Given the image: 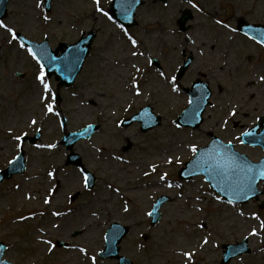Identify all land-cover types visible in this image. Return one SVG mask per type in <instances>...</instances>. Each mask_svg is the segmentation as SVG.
I'll use <instances>...</instances> for the list:
<instances>
[{"label": "rangeland", "instance_id": "rangeland-1", "mask_svg": "<svg viewBox=\"0 0 264 264\" xmlns=\"http://www.w3.org/2000/svg\"><path fill=\"white\" fill-rule=\"evenodd\" d=\"M112 1L52 0L47 13L43 0H11L8 17L0 21L8 26L0 27V169L21 146L28 159L26 173L0 190L5 257L17 264H117L98 252L105 231L119 222L130 227L121 253L135 264H221L220 245L244 238L251 253L227 264H264V196L244 205L220 204L204 178L177 177L180 165L195 155L192 148L207 145L211 133L254 161L264 156L240 140L264 115V46L237 29L239 18L264 25V0H145L137 26L127 29L110 18ZM186 10L193 18L182 31L178 19ZM8 29L32 41L48 37L52 47L91 30L97 38L75 85L58 89L57 81L44 76L45 91L37 78L40 64ZM190 56L191 66L178 77ZM198 79L210 85L212 105L199 129L180 128L175 120L189 105L186 88ZM143 105L153 107L159 126L143 132L140 123L121 125ZM88 124L100 128L74 150L97 177L91 192L79 168L65 165L69 151L60 143L64 132ZM38 130V144L23 143L24 135ZM135 160L144 163L141 169ZM149 180L161 184L144 187ZM162 194L171 199L152 226L148 212ZM28 212L38 214L29 219Z\"/></svg>", "mask_w": 264, "mask_h": 264}, {"label": "water", "instance_id": "water-1", "mask_svg": "<svg viewBox=\"0 0 264 264\" xmlns=\"http://www.w3.org/2000/svg\"><path fill=\"white\" fill-rule=\"evenodd\" d=\"M9 1L10 0H0V19L5 18L7 16V4ZM50 2V0H46V6L48 10L50 9ZM142 2L143 0H129L128 3H126L125 0H115L113 2L111 12L114 17L123 25L133 26L137 23L135 20L137 7L142 4ZM191 17L192 16L190 13L182 16L179 21L182 29L186 28L185 23ZM257 28L260 27L249 25L244 21V19H240L239 21V29L247 34L255 35L252 30ZM95 36L96 33L90 32L86 37H82L77 43L71 45L63 43L60 44L59 47L54 50L49 48L48 40H45L43 44L33 43L24 38H22V40L27 45H29L39 57L43 56L41 60L44 62L49 76L55 75L56 79L60 80L62 85L69 86L74 83L75 77L81 71L83 63L90 52L91 45ZM60 51L62 52L61 55H59ZM189 64L190 60L183 66L181 74L184 73L185 69L188 67ZM188 93L191 96L192 104L190 108L179 117L178 122L181 125L196 127L202 121V113L205 109L206 104L208 103V99L211 96V90L208 85L198 82L193 85L192 90H188ZM142 115L143 114L138 115L135 119L133 118L129 122L136 119L140 121L143 120L141 117ZM147 119L151 120L150 118ZM156 124L157 120H153L148 123L145 122L144 129H147ZM260 127H262V129L259 133H257V130ZM93 129L94 127H90L88 130L72 134V143L84 137L85 135L90 134ZM243 139L246 143H251L253 145H262L264 147V118L261 123L254 128V130L246 133L243 136ZM222 151H226L228 154L233 155L241 165H247L250 168V171L247 172V174H240L238 180H235L232 176L231 179L228 180L230 184L234 185V191L229 190L218 181L217 177L215 176L216 173L211 167V164L218 163L228 168V166L226 165L227 162L214 158L215 156H220L222 154ZM209 158L211 159L207 160ZM17 162L23 163L21 157L18 158L16 163ZM261 172H264V160L260 164H250L246 157L233 152L232 145H224L217 138H214L213 143L209 147L199 150L197 157L191 163L188 164V169L185 171V174L186 176L204 174L206 175L207 179L212 183V185L217 190L222 192L225 197L233 198L234 194L238 190L247 188L244 187V184H246L249 179L252 184V189L255 190V187L258 182L262 179L264 180V175H261ZM5 173L7 172H4V174ZM181 175L183 176V173H181ZM235 181H240L241 183L237 185L234 183ZM257 194V192H252L250 195L246 194L244 199L248 200L250 197H256ZM158 216L159 215L157 214V218ZM121 237L122 234L118 235L116 239L113 240L109 238L108 246L111 247V249L114 251V255L117 254L116 243L120 240ZM243 249L244 248H239L235 253H232L231 256L238 254ZM1 257L2 251H0V261ZM120 261L123 264L125 259L120 258ZM3 264L11 263L3 262Z\"/></svg>", "mask_w": 264, "mask_h": 264}, {"label": "snow or ice", "instance_id": "snow-or-ice-1", "mask_svg": "<svg viewBox=\"0 0 264 264\" xmlns=\"http://www.w3.org/2000/svg\"><path fill=\"white\" fill-rule=\"evenodd\" d=\"M96 3H97V5H99L100 0H96ZM101 11H102V9H101ZM45 19H47V17H45ZM0 27L8 28L7 25H4L2 23H0ZM8 31L11 32V35H12V39L13 40L17 39V34L15 33V31H13L12 29H8ZM131 43H132L133 47H136L137 46V42L134 39H131ZM23 46L24 45L21 44V47H23ZM28 52L33 56V58L37 59L38 63L43 58V56L37 57L36 53L32 52V49L31 48L28 49ZM136 54L137 53H135V52L133 53V55H136ZM140 54L142 55V53H140ZM137 71H139V69H137ZM161 75H163V73H161ZM44 76H45V74H44V70H43V64H41L40 65V75L37 78L41 81V83L44 84V89H45V91H47L49 89V85L46 84V83H44ZM260 79L261 80H264V76H261ZM133 86L137 90V95H139V91H138V87L139 86L136 85L135 83H134ZM47 108H48V111L49 112L53 111V108H52L51 105H48ZM232 114L235 115V112H233ZM32 123L35 124L36 121L33 120ZM15 139L17 141H19L20 140V136H16ZM48 147L49 148H53V147H55V145H48ZM192 151L193 152H196V148L193 147L192 148ZM228 159L231 161V165L228 168H226L223 165H220L218 163L211 164V167H212L213 171L216 173V175L222 177L225 181L230 180L231 179V176L234 175V174H236V171L237 170H243V167H244L243 165H241V164H239V163L236 162L234 156H229ZM169 163H171V160H169ZM153 170H155V168H153ZM49 175H52V173H49ZM261 175H264V172H261ZM87 179H88L87 176H85L84 177L85 184H87ZM234 183L238 185L241 182L240 181H235ZM244 187H247L248 190H252V184H251L250 179L248 180V182L246 184H244ZM241 190H243V189H241ZM48 202L49 201H47V200L45 201V203H48ZM57 215H59V213H57ZM261 227H264V223L261 224ZM251 234L252 235H256L257 234L256 233V230L253 229ZM204 242L207 243V240H205ZM48 243H50V242H48ZM185 255L191 256V253H185ZM93 259H95V258H93ZM0 264H3V262L0 261Z\"/></svg>", "mask_w": 264, "mask_h": 264}, {"label": "bare ground", "instance_id": "bare-ground-1", "mask_svg": "<svg viewBox=\"0 0 264 264\" xmlns=\"http://www.w3.org/2000/svg\"><path fill=\"white\" fill-rule=\"evenodd\" d=\"M165 159H168V156L165 155ZM134 164H136V165H137V168L140 169L139 163H137L136 160L134 161ZM220 204H221V203H220ZM32 215H33V214H32Z\"/></svg>", "mask_w": 264, "mask_h": 264}]
</instances>
